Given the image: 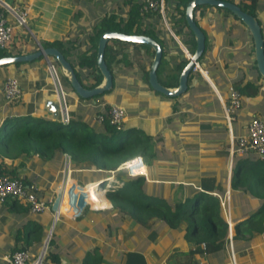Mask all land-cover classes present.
<instances>
[{"label": "crops", "instance_id": "obj_1", "mask_svg": "<svg viewBox=\"0 0 264 264\" xmlns=\"http://www.w3.org/2000/svg\"><path fill=\"white\" fill-rule=\"evenodd\" d=\"M0 2L27 12L25 27L13 28L11 41L0 49V57L3 51L10 56L22 55L40 47H55L51 44L56 42L85 87L99 74L96 69L87 70L77 65L79 57L92 52L89 36L93 26L103 17L124 18L129 9L125 3L121 13L117 7L120 4L114 5L113 0ZM254 14L264 48V0H256ZM164 15L165 22L162 18L161 21L149 18V22L159 28L164 44V64L157 76L161 80L168 73H174L173 68L179 60H187V53L191 54L189 43L181 42L170 28L165 12ZM194 20L204 30L205 44L197 66L190 72L186 90L179 96L157 93L142 78V72L149 69L151 49L147 51L132 43L121 45L109 40L106 45L115 52L110 56L111 88L87 99L75 94L51 58L40 56L0 66V126L7 117L30 115L51 119L44 109L45 101L55 100L46 70L49 60L55 65L66 91L70 119L101 130L97 116L109 104H117L125 110L123 128L148 135L149 150L146 156H141L144 177L157 189L161 187L168 201H183L194 190L215 196L218 201L225 198L224 209L219 203L228 224L227 241L222 249L214 254L190 257L188 251L193 248L192 243L185 242L177 230L161 222L142 227L119 216L106 198L107 207L93 208L69 196V187L63 197L59 196L67 156L42 159L31 155L4 158L6 166L2 168L26 182L34 181L43 196L55 194V197L41 213L30 212L26 205L16 200L0 203V264H9L7 259L16 249L37 255L47 238L46 251L56 254L57 262L44 256L41 264H85L88 255L92 256L90 264L97 258V264H264V218L260 232L246 241L232 240L234 223L254 211L261 200L241 187H230L233 160L245 155L251 160L258 158L250 150L244 154L231 152L230 135L244 134L253 116L264 120V110L257 108L264 102V79L254 68L252 40L238 19L228 12L203 5L194 10ZM44 42L49 45L43 46ZM7 77L18 81L21 95L17 101L7 102L2 96V83ZM245 79L258 85L257 93L250 97L239 95L240 108L227 123L224 114L227 91L231 87L235 89L234 81ZM68 165L73 187L90 185L110 175L88 164L69 160ZM116 174L127 178L119 171L111 175L116 177ZM56 210L59 214L53 220Z\"/></svg>", "mask_w": 264, "mask_h": 264}, {"label": "trees", "instance_id": "obj_2", "mask_svg": "<svg viewBox=\"0 0 264 264\" xmlns=\"http://www.w3.org/2000/svg\"><path fill=\"white\" fill-rule=\"evenodd\" d=\"M164 1L166 4L164 11L170 28L175 35L181 38L183 44L189 43V50L192 53L195 43L184 20V8L189 0ZM226 1L232 2V0ZM255 3L256 0H248L247 3L239 0L236 4L241 10L255 16ZM141 5L142 2L139 0H130L129 9L124 18H116L115 16L101 18L93 26L92 33L89 36V41L92 43V52L79 57L77 65L87 70H97L95 64L96 44L99 36L105 31L143 34L156 40L162 47L164 44L159 28L153 22H149L151 16L155 20L161 21L160 15L157 12H143ZM201 6L203 5L197 6L195 9ZM216 9L230 13L223 8L217 7ZM183 28L186 30H183ZM201 30L204 33V30ZM111 41L121 45L131 44L118 40ZM48 45L47 42L43 43V46ZM51 45L57 47L64 57L66 56L58 43L53 42ZM133 45L141 46L147 51L150 50L145 44ZM114 54L112 48L106 45L103 56L109 70L110 56L113 57ZM149 54L152 55V51H149ZM10 55L7 51L2 53V56ZM163 56L164 51L162 49V56L156 70L157 76L162 72ZM186 62L187 60L184 58L179 60L173 68L174 73L165 75L164 80L157 77L158 81L166 87L175 86L179 72ZM254 68L256 69V66ZM74 71L77 76L78 73L75 69ZM189 77L190 73L187 80ZM142 78L147 82V71L142 72ZM99 81L100 74L89 86L92 87ZM232 85L241 97L253 96L258 90V85L248 79L234 81ZM148 139V135L140 130L124 129L123 125L121 129H115L109 125L105 116L101 121V130H95L89 125L73 119H69L67 124H62L59 120L30 115L7 117L0 126V169L1 172L14 177L2 168L6 166L3 163L4 158L14 159L19 156L34 155L42 159H50L55 155H66L71 162L92 165L108 174L110 171L125 173L124 169L117 168L134 157L146 156L149 150ZM232 167L230 187H241L243 191L261 200L260 205L254 211L246 213L241 220L236 221L233 225L232 240L243 239L246 241L254 233L262 230L264 218V157L252 160L248 159L246 155L238 157L233 160ZM110 184L112 187L105 191V197L102 196L101 190L97 189L95 182L83 189L80 188L83 192L74 189L69 196H74L79 192L84 193L87 197L86 200L92 204L93 201L99 199L94 204L96 208L107 207V199L117 210L119 216L130 220L132 223L148 227L152 223L161 222L165 227L177 230L185 242L192 243L193 248L188 251L190 257H193L194 254L217 253L222 249L224 242L227 241L228 224L223 218L224 215L220 209L219 201L215 196L194 190L188 193L189 195L183 201L170 202L161 187L157 189L156 186L151 185L142 174L127 176V178L116 174ZM67 204L66 202L65 205ZM181 224H183V228ZM202 243L204 244L203 249L200 246ZM44 256L52 262H57V255L50 251H46ZM91 257V255L87 256V263L85 264H90ZM97 261L98 258L94 264H97Z\"/></svg>", "mask_w": 264, "mask_h": 264}, {"label": "built area", "instance_id": "obj_3", "mask_svg": "<svg viewBox=\"0 0 264 264\" xmlns=\"http://www.w3.org/2000/svg\"><path fill=\"white\" fill-rule=\"evenodd\" d=\"M141 2V10L143 12H157L165 22L164 0H141ZM26 14V10L18 9L5 2H0V49L5 48L10 43L13 28L15 26L25 27ZM46 70L50 79L52 91L55 95V101L58 106V119L62 124H67L70 117L68 113L67 94L61 83V77L55 65L49 60H47ZM1 93L7 102L17 101L21 95V89L17 79L14 77H7L2 83ZM239 108L240 97L237 91L231 87L227 91V103L224 106V114L227 123H230L233 120V116ZM103 116L106 117L109 125L113 126L115 129H121L125 120V110L120 105L109 104L106 110L97 116V120L100 123L103 120ZM230 137L231 152L244 154L250 150L253 151L259 159L264 157L263 119L257 116L251 117L246 124L244 134L239 136L230 135ZM68 161L67 157V162L62 173V183L59 193V196L62 195V197L68 184L71 183ZM119 168L124 169L126 176L129 177L137 174L145 175L143 160L140 156L124 162L117 169ZM112 173L113 171H110V175L108 177L95 181V184L101 190L102 196H104L107 189L112 187L110 184V181L113 179V176L111 175ZM82 194V202L90 204V202L85 199L86 194ZM54 197L55 194L43 196L40 192L39 186L34 181L26 182L18 177H10L9 175L1 172L0 169V203H4L7 200H16L26 205L30 212L41 213L53 203ZM219 203L223 209L227 204L225 198L220 199ZM58 214L59 210H56L53 214V220H56ZM47 240L48 238L45 241L47 242ZM46 242L44 243L45 247ZM200 246L202 249L204 248L203 243ZM45 252L46 248L41 249L37 255L31 256L28 251L17 249L10 254L7 261L9 264H41Z\"/></svg>", "mask_w": 264, "mask_h": 264}, {"label": "water", "instance_id": "obj_4", "mask_svg": "<svg viewBox=\"0 0 264 264\" xmlns=\"http://www.w3.org/2000/svg\"><path fill=\"white\" fill-rule=\"evenodd\" d=\"M200 5H208L228 10L233 16L241 21L247 29L253 45V57L256 69L259 75L264 79V48L263 38L260 25L255 16L241 10L234 2L226 0H189L184 8V20L186 26L191 31L195 47L191 54L187 53V62L182 67L177 78V84L173 87L162 85L157 78L156 70L159 66L162 56L161 45L153 38L143 34H124L117 31L103 32L96 44L95 64L100 74V81L92 86L85 87L78 80L75 71L69 61L55 47H40L32 53L1 56L0 66L9 63L25 62L34 60L40 56L51 58L59 68L62 77L68 82L70 88L77 96L83 99L91 98L108 91L112 85V76L104 61V48L109 40H118L132 44H145L152 51L149 69L147 71V83L156 92L168 97H177L182 94L187 87V77L193 68L197 66V60L201 56L204 49V34L194 20V9ZM44 109L50 114L52 120L58 119V106L55 100H47L44 103ZM45 248V244L43 248Z\"/></svg>", "mask_w": 264, "mask_h": 264}, {"label": "rangeland", "instance_id": "obj_5", "mask_svg": "<svg viewBox=\"0 0 264 264\" xmlns=\"http://www.w3.org/2000/svg\"><path fill=\"white\" fill-rule=\"evenodd\" d=\"M129 1L130 0H113V4L114 5L120 4V5H117V7H118V9L121 10V13H122L123 12V9L126 7L125 3H127L129 5ZM131 1H135V0H131ZM139 1H141V0H139ZM164 4H165V1H164ZM165 6H166V4H165ZM263 104H264V102H260V104L257 106V108H261L262 110H264ZM121 173H123V175H126L124 172H121ZM68 187H69V189L72 188L71 183L68 184L67 188ZM82 187H83V185H81V187H78L77 189L82 188ZM74 197L77 198V200L81 201V199H82V193L79 192V193L75 194ZM91 206L93 208H95L94 207V204H91Z\"/></svg>", "mask_w": 264, "mask_h": 264}, {"label": "bare ground", "instance_id": "obj_6", "mask_svg": "<svg viewBox=\"0 0 264 264\" xmlns=\"http://www.w3.org/2000/svg\"><path fill=\"white\" fill-rule=\"evenodd\" d=\"M88 185H89V184L83 186L81 189L87 187ZM71 186H72V188L69 189V192H70V193H72L74 189L77 190V191H81L80 188H79V189H80V190H79V189H77L78 187H73V185H71ZM98 188H99V187H97V189H98ZM70 190H71L72 192H71ZM99 190H100V188H99ZM81 192H83V191H81ZM68 195H69V193H68ZM68 195H67L66 198H65L66 200H67ZM103 197H104V196H103ZM86 198H87V197H86ZM86 198H85V199H86ZM97 200H99V199H97ZM97 200H96V201H93V200H92V201H93V204H95V203L97 202ZM86 201H87V200H86ZM65 203H66V201H65ZM90 204H92V203L90 202ZM105 207H106V206H105ZM95 208H96V207H95ZM101 208H104V207L102 206Z\"/></svg>", "mask_w": 264, "mask_h": 264}]
</instances>
